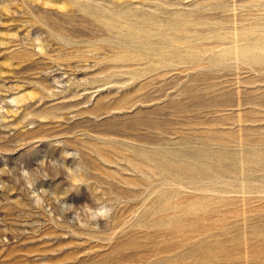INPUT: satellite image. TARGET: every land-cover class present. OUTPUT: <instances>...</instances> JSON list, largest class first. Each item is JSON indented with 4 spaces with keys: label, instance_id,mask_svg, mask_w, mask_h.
Wrapping results in <instances>:
<instances>
[{
    "label": "rangeland",
    "instance_id": "rangeland-1",
    "mask_svg": "<svg viewBox=\"0 0 264 264\" xmlns=\"http://www.w3.org/2000/svg\"><path fill=\"white\" fill-rule=\"evenodd\" d=\"M0 264H264V0H0Z\"/></svg>",
    "mask_w": 264,
    "mask_h": 264
},
{
    "label": "clouds",
    "instance_id": "clouds-1",
    "mask_svg": "<svg viewBox=\"0 0 264 264\" xmlns=\"http://www.w3.org/2000/svg\"><path fill=\"white\" fill-rule=\"evenodd\" d=\"M95 219V217H93Z\"/></svg>",
    "mask_w": 264,
    "mask_h": 264
}]
</instances>
